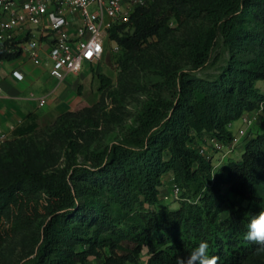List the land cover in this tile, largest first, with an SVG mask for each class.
<instances>
[{"label": "trees", "instance_id": "1", "mask_svg": "<svg viewBox=\"0 0 264 264\" xmlns=\"http://www.w3.org/2000/svg\"><path fill=\"white\" fill-rule=\"evenodd\" d=\"M173 20L199 24L180 36ZM110 37L120 47L122 80L152 73L138 82L145 98L132 125L91 153L84 143L125 112L100 115L96 104L59 115L54 137L65 151L57 165L46 146L22 141L39 127L38 114L25 118L17 142L0 149V221L40 194L46 217L32 231L28 222L15 226L14 236L27 234L20 252L5 249L0 236V264H177L201 241L218 264H264L245 239L250 217L264 207V131L248 133L241 156L218 166L197 148L207 135L230 144L233 123L264 106V0H154ZM155 39L165 47L157 63L147 58ZM18 44L0 45V64L21 57ZM97 77L104 102L115 84ZM168 173L181 191L176 208L160 198Z\"/></svg>", "mask_w": 264, "mask_h": 264}, {"label": "built area", "instance_id": "2", "mask_svg": "<svg viewBox=\"0 0 264 264\" xmlns=\"http://www.w3.org/2000/svg\"><path fill=\"white\" fill-rule=\"evenodd\" d=\"M154 0H0V45L19 42L22 55L36 65L43 62L41 51L49 46L51 75L63 80L69 74H79L85 64L100 63L104 54L117 55L120 47L110 37V30L131 22L136 10L151 5ZM115 43V46L112 45ZM13 75L23 79L20 72ZM3 88L0 85V95ZM46 100L41 101L44 106ZM264 106L244 114L243 127L230 144L215 135L204 136L206 145L201 155L210 158L208 151L222 154V161L232 157L235 149L248 136ZM10 141L8 133L0 130V149ZM180 188L174 183L170 193L161 200L173 203L180 199ZM4 219L0 221V228Z\"/></svg>", "mask_w": 264, "mask_h": 264}, {"label": "rangeland", "instance_id": "3", "mask_svg": "<svg viewBox=\"0 0 264 264\" xmlns=\"http://www.w3.org/2000/svg\"><path fill=\"white\" fill-rule=\"evenodd\" d=\"M197 24H199V22H196L194 20H188L187 22H184L182 24H179V22L177 23L175 20H173L171 23V27L177 32V34L182 36L191 33L192 30L195 29ZM151 43H153V45L148 50L149 52L147 53V58L153 59L155 63H157V61L161 60L162 58L160 54L165 53V47L163 43H161L158 39L153 40ZM112 45L115 46V43H112ZM209 71L210 73L215 72L216 68L210 69ZM150 73H140L136 75L137 78H135V80L129 78H124V80H122L123 76H120L121 74L119 64L117 63V60H115V55L111 53H108L107 55L105 53L100 63L94 65H84V76H93V79H89L88 81L85 94L83 95L84 102L82 103V106L75 111L68 112H80L86 107H92L96 104H99L98 109L100 110V112L98 114L100 115L114 110H116V113L118 114L122 111L126 114L122 116L123 118L121 119V121L117 123L119 125L115 124L114 126H111L106 121H104L102 123V126L96 129L95 139H93V141L89 144L84 143V146L89 148V152L92 153L96 150H102L106 145L121 137L126 132L128 127L132 125L133 109L138 107L142 103V100L145 98L144 94L137 93L144 91L141 87H139L138 82L140 84H145L150 77ZM98 74H102L108 76L109 78H112L115 84L111 90L105 91L106 99L104 102L101 101L102 93L99 91V79L97 77ZM125 87L133 91L130 93L126 92ZM258 87L264 93L263 81L259 82ZM262 114L263 115L258 120V123L261 119H264V111ZM38 116L39 127L37 131L24 140L22 139V141L27 143L33 142L41 146H46V148L50 150L51 158L55 159L57 165H61L64 163L65 150L63 148L61 140L55 139L57 136L54 137L57 127V117L59 115L42 114ZM76 125L77 123L74 122L72 126L75 127ZM239 126L240 123L238 122L234 127L235 132L237 130V127ZM17 140L12 138L9 143L15 144ZM197 143L198 149L201 146L206 145V141H204L203 139H199ZM237 149L238 147L235 149L231 157L232 159L239 158L237 157L238 154L237 156H234L236 155L235 152ZM208 154L210 155L214 163L217 164V166L218 162L222 161V154L212 152L211 150L208 151ZM224 161L225 160H223V162ZM168 193H170V191H168ZM46 198L47 197L44 194H40L34 198L27 199L25 204L26 207L22 212L18 211L17 208H14L9 216H4V223L0 228V236H3L7 239V243H5L6 245L4 246L5 249L13 250V248L16 247L15 249L19 250L20 252L24 248V245L25 247H27V242H24L25 237H27L26 230L22 228L19 232V237L14 236L13 230L17 224L21 227L23 224L28 222L27 226H30V231H32L37 223L46 217V206L48 204ZM171 204H174L172 206L173 208H176L179 205L178 202H173L169 205ZM38 216L40 217L38 218ZM17 253H15V255ZM101 262L102 259L100 258H91L90 264H97Z\"/></svg>", "mask_w": 264, "mask_h": 264}, {"label": "crops", "instance_id": "4", "mask_svg": "<svg viewBox=\"0 0 264 264\" xmlns=\"http://www.w3.org/2000/svg\"><path fill=\"white\" fill-rule=\"evenodd\" d=\"M48 50L49 46L44 44L41 51L43 59L41 65H36L25 55L0 64V85L3 88L0 95V130L8 133L10 140L13 138L14 131L29 114L61 115L68 111H75L84 102L83 95L89 79H93V76L85 77L82 70L79 74L67 75L63 80L57 79L51 75L52 65L48 58ZM16 71L23 75L22 80L13 75ZM42 100H46L44 106H41ZM263 121L264 119H261L248 131L250 137H253L256 132L264 131ZM238 122L240 126L235 132L234 127ZM241 126L240 120L233 123L232 130L235 136L243 127ZM244 150L245 142L242 140L234 156L238 154L237 157H240ZM222 163L223 161H219L218 165ZM173 184V176L168 173L163 179L160 198L167 195ZM174 204L170 205L171 208Z\"/></svg>", "mask_w": 264, "mask_h": 264}, {"label": "clouds", "instance_id": "5", "mask_svg": "<svg viewBox=\"0 0 264 264\" xmlns=\"http://www.w3.org/2000/svg\"><path fill=\"white\" fill-rule=\"evenodd\" d=\"M245 239L255 244L258 253H264V207L252 215L247 223ZM208 243L201 241L186 257H178L177 264H218L219 257L209 255Z\"/></svg>", "mask_w": 264, "mask_h": 264}]
</instances>
